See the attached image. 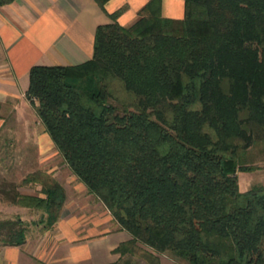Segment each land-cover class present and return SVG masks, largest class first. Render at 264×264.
I'll return each instance as SVG.
<instances>
[{"label":"trees","instance_id":"1","mask_svg":"<svg viewBox=\"0 0 264 264\" xmlns=\"http://www.w3.org/2000/svg\"><path fill=\"white\" fill-rule=\"evenodd\" d=\"M15 0H0V6ZM106 10L110 0H95ZM183 18L149 0L130 25L107 12L93 56L35 64L26 95L65 162L131 238L118 253L149 264H264V184L241 190L238 171L264 143V0H184ZM51 229L66 189L51 174L26 178ZM29 224L0 220V244L23 245Z\"/></svg>","mask_w":264,"mask_h":264},{"label":"crops","instance_id":"2","mask_svg":"<svg viewBox=\"0 0 264 264\" xmlns=\"http://www.w3.org/2000/svg\"><path fill=\"white\" fill-rule=\"evenodd\" d=\"M148 1L110 0L106 10L111 13L128 3L119 21L130 25ZM162 8L165 16L184 17V0H163ZM110 20L95 0H15L1 6L0 40L9 73L8 78H0V91L16 97L24 95L35 64H80L89 60L97 26ZM65 221L62 217L58 226L40 233L37 239L28 236L23 245L2 246L0 264H149L131 252L114 251L131 238L126 230L106 234L92 228L86 232L85 228L65 226L67 221L72 223ZM160 259L161 264H184L166 254Z\"/></svg>","mask_w":264,"mask_h":264},{"label":"rangeland","instance_id":"3","mask_svg":"<svg viewBox=\"0 0 264 264\" xmlns=\"http://www.w3.org/2000/svg\"><path fill=\"white\" fill-rule=\"evenodd\" d=\"M5 54L0 40V78H8ZM0 92V220L20 216L28 222V236L34 239L46 231L43 224L37 223L46 214L43 209L14 203L11 198L15 186L22 194L43 196L41 184L26 181L35 172L43 171L58 179L66 189L67 198L60 219L64 217L72 223L65 221V226L85 228L86 232V229L95 228L106 234L109 233L107 231L124 230L102 201L89 191L65 162L26 92L21 97ZM246 164L257 166V169L238 171L239 185L243 191L264 184V143H257L249 150ZM54 226H58V223ZM2 246L0 244V248Z\"/></svg>","mask_w":264,"mask_h":264}]
</instances>
